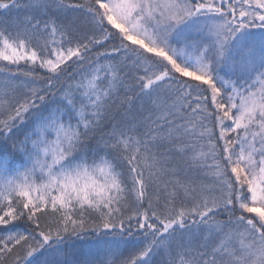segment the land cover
I'll return each instance as SVG.
<instances>
[{"label":"snow or ice","instance_id":"obj_1","mask_svg":"<svg viewBox=\"0 0 264 264\" xmlns=\"http://www.w3.org/2000/svg\"><path fill=\"white\" fill-rule=\"evenodd\" d=\"M0 264H264V0H0Z\"/></svg>","mask_w":264,"mask_h":264}]
</instances>
